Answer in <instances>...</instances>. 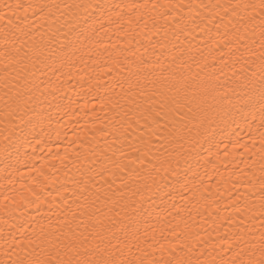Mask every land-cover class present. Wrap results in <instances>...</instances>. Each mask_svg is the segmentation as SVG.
Returning a JSON list of instances; mask_svg holds the SVG:
<instances>
[{
  "label": "bare ground",
  "instance_id": "6f19581e",
  "mask_svg": "<svg viewBox=\"0 0 264 264\" xmlns=\"http://www.w3.org/2000/svg\"><path fill=\"white\" fill-rule=\"evenodd\" d=\"M88 2L96 3L99 0H0V5L20 3L25 7L36 4L52 6L51 9L45 8L43 13L39 9L35 13L32 9L26 13L20 9L16 13L20 19L13 17L12 25L23 28L25 32L30 31L37 42L43 37L49 48L58 50L59 43L64 39V32H57L56 37H53L52 33L63 23V5ZM103 2L119 11L115 9V5L167 3L169 0ZM171 2L188 4L192 0ZM195 2L227 5L237 0ZM56 5L60 7L57 8ZM124 11L128 10L125 8ZM204 14L206 18L201 28L205 31L201 32L200 28H197L187 39L192 45H199L204 50V57L209 65L207 68H204L203 61L198 68L190 60V70L186 66L182 68L179 60L168 68L175 51L173 46L181 41L187 43L184 36H181L180 41L174 39L171 19L166 26L165 21L160 19L157 28H153L151 20L147 27L143 22H140L139 26L133 23L130 27L125 26L123 32L118 31L115 24L109 25L105 21L106 31H100L98 13L97 39L101 43L86 44L88 48L99 47L101 50L106 46L113 56L121 61L127 57V62L121 64L122 72L108 59L107 53L103 54L98 64H94L93 60L89 59L86 48L76 54L82 56L83 61L72 57L75 66L66 63L61 67L59 63H53L51 60L37 64L34 70L35 78L29 72H20L17 68L9 78L11 84L7 90L8 94L5 95L2 69L6 61L0 55V264H13V261L32 252L36 245L30 244L31 240L37 237L42 239L44 235L52 232L59 234L57 229L66 231V228L60 229V225L66 218L71 220L72 212L79 215L77 205L82 204L85 197L94 198L89 196V193L96 194L97 189H100L101 196V200L97 201L100 211L96 212L93 222H96L98 217L105 226L112 221L117 227L121 222L128 225L133 216L130 210L126 212L119 205L114 206L112 202L103 203L106 193L125 185L129 189L127 196L138 202L137 206L141 211L148 209L150 213L143 218L136 216L140 223L131 225L133 228L139 227L141 232L147 226L143 222L144 219H147L148 225L157 229L166 224L174 226L177 223H180V228L183 229L184 224L175 217L174 212L167 215V212L172 211L173 202L185 208L181 216L187 220L191 230L199 233L197 239L207 242L209 249L215 246L217 251H220L227 247L222 242H231L241 229L259 230L264 216H260L258 211L242 214L237 210V205L240 209H258L260 205V182L264 179V173H261V167L264 166V147L261 145L260 132L264 129L258 127V105L256 109L236 113L231 119L217 118L197 145L196 152L199 154L187 164H182L178 175L169 174L166 181H161L160 190L154 187L155 195L150 198L145 196L142 206L139 195H133L138 187L137 181L143 180L144 168L152 160V154L144 156L143 145L138 139L141 133L145 138L149 134L143 120L139 125L133 120L132 127L128 128L127 132L124 131V127H127V117H124L127 105L123 97L128 91L129 78L133 84L136 83V78L130 77V74L139 70L141 84L146 85L143 91L152 95L154 92H167V86L161 83V78L170 72H176L178 75L181 72L186 75L199 73L201 77H205L214 68L219 76L217 85H222L219 87L222 92L229 86L234 87L233 72L241 71L240 64L243 61L233 67V61L228 56L224 57L229 61L228 66L222 65L219 53L227 52L228 49L219 41L226 29L222 25L218 32L215 24L219 22V17L209 23L207 16L211 13L205 11ZM127 18L124 17L125 20ZM228 19L229 17H225V24ZM13 30V27L8 25L7 18L0 21V53L5 50V33L10 34ZM165 32H168L167 38ZM22 40H29V45L32 43L28 36L17 33L15 47H20ZM8 48L11 49L12 45L9 44ZM118 49L126 50L118 52ZM43 60L42 56L41 61ZM109 65L112 66L111 72H108ZM17 74L20 76L19 81L15 78ZM149 81H156L155 86ZM26 82L30 83L23 87ZM189 84L195 87L191 81ZM17 85H21L18 89L21 93L19 100L15 99ZM139 91L140 89H136L135 93L138 95ZM153 99H159V96H153ZM5 100H8L9 108H5ZM117 100L122 107L113 109L112 105ZM207 102L215 103L212 96L207 97ZM158 119L161 124L164 123L162 116ZM122 124L124 127H121ZM153 145L155 152L158 147L155 138ZM186 182L187 188L181 187ZM85 187L87 191L82 193L81 189ZM193 192L196 195V200L193 201L196 208L186 203ZM189 209L194 219L188 218ZM157 213L160 215L157 216ZM77 223L79 221L71 226L75 228ZM156 236L161 243L175 240L171 235V227L164 232V236H160L159 231ZM164 237H167V241ZM36 251L39 252L40 249L36 248Z\"/></svg>",
  "mask_w": 264,
  "mask_h": 264
},
{
  "label": "snow or ice",
  "instance_id": "6c2138e0",
  "mask_svg": "<svg viewBox=\"0 0 264 264\" xmlns=\"http://www.w3.org/2000/svg\"><path fill=\"white\" fill-rule=\"evenodd\" d=\"M51 7L39 4L25 7L20 3L0 5V21L7 18L8 25L14 29L10 34L5 33V50L0 53L6 61L2 69L5 95L8 94L7 90L11 84L9 78L17 71V68L20 72H29L35 78L34 70L37 68V64L51 60L53 63H59L61 67L66 63L75 66L72 57L83 61V57L76 54L86 48L89 59H92L94 64H98L103 54L107 53L108 59L122 72L121 64L127 62V57L121 61L113 56L106 46L101 50L99 47L88 48L86 44V42L101 43L97 39L99 32L96 26V13L99 14L100 31H106L105 21L109 25L115 24L117 30L123 32L125 26L130 27L133 23L139 26L140 22H143L147 27L151 20L153 28H157L160 19L165 21L164 26L171 19L174 39L180 41L181 36H184L187 43L181 41L180 44L173 46L175 51L168 68L170 69L179 60L182 68L186 66L190 70L192 63H195L198 68L201 67V61L204 62V68L209 67L204 57V50L199 45H192L191 41L187 39L197 28H200L201 32L205 31L204 28H201V24L206 18L204 13L207 11L211 13L207 16L209 23H213L219 17V22L215 24L218 32L222 25L226 29L224 36L219 41L228 49L227 52L219 53L222 65L228 66L229 61L224 59L225 56L232 59L233 67L236 63L243 61L240 64L241 71L233 72L235 78L232 80V84L234 87L229 86L222 92L219 91V87L222 85L219 87L217 85L219 76L216 75L214 68L205 77H201L199 73L186 75L181 72L178 75L176 72H170L169 75L161 78V83L167 86V92H154L152 95L143 91L146 85L141 84L139 70L130 74V77L136 78V83L133 84L131 78L127 81L128 91L124 93L123 97L127 105V110L124 112V117H127V127H124L123 124L121 127H124V131L127 132L128 128L132 127L133 120L137 125L143 120L149 134L145 138L141 133L138 139L143 145L144 156L152 154V160L144 168L143 180L137 181L138 187L133 193V195H139L141 206L145 196L150 198L155 195L154 187L160 190L161 181H166L169 174L178 175L181 165L187 164L190 159L199 154L196 152V147L200 144L208 127L217 118L231 119L236 113L256 109L258 105L257 110L260 118L258 127L264 129V0H237V2L227 5L196 3L195 0L188 4L172 3L169 0L167 3L145 2L115 5V9H119V11H115L112 5L103 2V0L96 3H66L63 5L61 13L63 23L56 29V32L52 33V36L56 37L57 32L61 30L64 32V39L59 43L58 50L49 48L43 37L37 42L31 36L30 31L25 32L23 28L12 25L13 17L20 19L16 14L20 9H23L25 13L29 9H32L34 13L39 9L43 13L45 8L51 9ZM55 7L59 8L60 6L56 5ZM125 8L128 10L127 12L124 11ZM9 12L11 15H7ZM125 16L128 17L127 20L124 19ZM225 17H229L227 24L224 23ZM24 19L26 20L27 16ZM229 25H231L230 28ZM17 33L28 36L32 43L29 45V40H22L21 46L15 47L14 40L17 38ZM167 37L168 32H165V38ZM128 43H131V39L128 40ZM9 44L12 45L11 49L8 48ZM161 47H165V45H161ZM45 49H47V54H45ZM125 50L118 49L116 51L123 52ZM93 54H95V58H93ZM42 56L44 57L43 61H41ZM185 57L188 59L186 60ZM189 60L192 63H189ZM85 67H87L86 62ZM161 69L163 70V65H161ZM201 70L203 71V68ZM111 71L112 66L109 65L108 72ZM15 78L17 81L20 80L18 74ZM189 81L194 83L195 87L190 86ZM28 83L30 82H26L22 86L27 87ZM149 83L155 86L156 81H149ZM19 87L21 85H17L16 100H19L21 96ZM36 87L39 86L36 85ZM136 89H140L138 95L135 93ZM121 90L123 91V84ZM156 95L159 96V99H153V96ZM208 96H212L215 103L208 104ZM4 104L5 108L10 107L8 100H5ZM112 107L117 109L122 106L117 100ZM130 113L131 115H129ZM161 116L164 119L163 124L158 119ZM253 119H255V113H253ZM153 138L158 142L155 152H153ZM260 141L264 147V131L260 132ZM141 163L143 164V160ZM261 173H264V166L261 167ZM187 186V182L181 185L183 188H187ZM109 189H111V185H109ZM85 191H87L86 187L81 189L82 193ZM128 191L127 185L111 190L110 193L105 194L103 200L104 204L112 202L114 206L119 205L126 212L130 210L133 216L128 225L121 222L117 227L112 221L108 226H105L98 217L97 221L93 222L96 212L100 211L97 201L101 200V196L99 195L100 189H97L96 194L89 193V196H94V198L85 197L84 202L77 205L79 215L77 212H72L71 220L66 218L60 225V229L66 228V231L57 229L59 234L52 232L44 235L42 239L37 237V239L31 240L29 243L35 244L40 251L37 252L36 248H33L32 252L13 261V264H264V221H261L258 231H253L252 228L241 229L234 235L231 242L228 240L222 242L227 247L217 251L215 246L209 249L206 241L197 239L199 233L191 230L187 220L181 216L185 208L178 206L175 202L171 205L172 211L167 212V215H172L174 212L175 217L184 224L183 229L180 228V223L174 226L166 224L157 229L155 226L148 225L147 219L143 221L147 225L143 232L139 227L133 228L131 226L133 223L137 225L140 223L136 216L143 218L150 213L148 209L141 211L137 206L138 202L127 196ZM195 200L196 195L193 192L186 203L191 204L192 208H196V203H193ZM122 201L124 203H121ZM91 209H95V211H90ZM237 210L242 214L258 211L260 216H264V179L260 182L259 208L240 209L237 205ZM197 214H199V209H197ZM159 215L157 213V216ZM105 216L107 217V213ZM188 218L194 219L191 209L188 210ZM76 221L79 223L73 228L71 225ZM169 227H171V235L175 237V240L167 241V237H164L167 243H161L157 239L156 233L159 231L160 236H164V232ZM194 240L196 243H193ZM228 253L231 254L228 255Z\"/></svg>",
  "mask_w": 264,
  "mask_h": 264
}]
</instances>
